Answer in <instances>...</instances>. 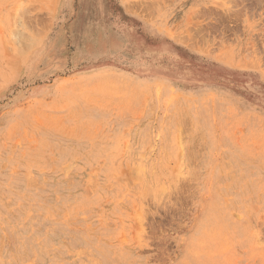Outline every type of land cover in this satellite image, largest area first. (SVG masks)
<instances>
[{"label": "rangeland", "instance_id": "rangeland-1", "mask_svg": "<svg viewBox=\"0 0 264 264\" xmlns=\"http://www.w3.org/2000/svg\"><path fill=\"white\" fill-rule=\"evenodd\" d=\"M0 264H264V0H0Z\"/></svg>", "mask_w": 264, "mask_h": 264}]
</instances>
